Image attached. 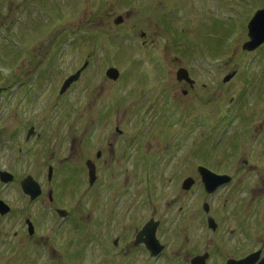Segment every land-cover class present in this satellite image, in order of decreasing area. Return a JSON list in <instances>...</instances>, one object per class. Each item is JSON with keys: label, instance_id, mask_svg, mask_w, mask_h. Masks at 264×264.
<instances>
[{"label": "rangeland", "instance_id": "1", "mask_svg": "<svg viewBox=\"0 0 264 264\" xmlns=\"http://www.w3.org/2000/svg\"><path fill=\"white\" fill-rule=\"evenodd\" d=\"M263 8L264 0H0V141L8 145L0 167H8L7 159L13 156L22 161L29 156L37 163L35 155H24L31 126L44 135L35 141L45 145L33 153L52 158L55 147V160L60 153L61 176L66 179L80 155L74 137L86 136L87 154L116 152L113 158L125 170L127 189L180 180L186 158L193 157L188 154L219 151L239 137L232 126L236 117L224 115V109L232 106L227 99L241 92L250 77L252 87L261 89L259 102L264 104V82H259L264 46L254 53L242 50L248 23ZM120 16L124 21L116 25ZM86 60L90 65L82 82L60 95L62 83ZM111 67L125 75L123 84L107 83ZM181 67L200 82V91L191 96L170 88L167 74ZM234 73L236 80L223 83L225 94L218 91L219 79ZM253 91L239 93L238 104H256ZM57 141H62L60 152ZM17 169L18 175L26 173ZM85 187L76 191L71 183H62L69 203L76 192L81 198ZM9 190L0 185L7 202L22 199ZM29 211L52 235L51 216L38 207ZM12 218L5 219L2 232L20 230ZM67 227L63 231L71 232ZM12 250L0 245V264H50L40 257L24 262L15 256L17 249ZM94 257L101 259L99 254Z\"/></svg>", "mask_w": 264, "mask_h": 264}, {"label": "flooded vegetation", "instance_id": "2", "mask_svg": "<svg viewBox=\"0 0 264 264\" xmlns=\"http://www.w3.org/2000/svg\"><path fill=\"white\" fill-rule=\"evenodd\" d=\"M123 75L107 83L121 85L127 80ZM167 75L170 88L177 93L181 91L184 97L200 91L199 80L191 74L192 81L178 80L177 73ZM229 75L218 81V91L222 90L223 94L226 90L223 83L235 77L234 74L226 82ZM259 82H264V76ZM252 84L250 77L239 93L246 88L254 89L256 104L250 107L238 104V93L227 99L232 106L224 109V115L236 117L232 126L239 137L219 151L188 154L193 157L186 158L185 176L167 185L136 189L139 185L135 184L127 189L122 178L125 170L113 158L116 152L99 150L94 155L87 154L85 141L89 137L86 136L74 137L80 142L77 147L80 155L71 164L72 176L66 179L61 176L60 153L55 160L56 148L53 147L52 158L35 154L34 148L41 150L45 146L40 147L35 141L42 134L35 130L32 136L27 135L24 144L29 151L24 155H35L37 163H32L29 156L25 161L13 156L7 159L9 168L0 167V185L22 198L14 200L15 204L9 203L0 191V200L8 207L6 213L7 207L0 209V245L17 249L15 256L24 262L28 259L35 262L40 257L47 258L50 264H62V261L68 264H264V104L259 102L261 89ZM216 118L218 121V113ZM117 132L122 135L119 128ZM32 139L36 145H28ZM56 143L60 152L62 141ZM5 151L8 152L7 142L0 141V155ZM0 160L4 161L2 155ZM88 166L96 169L92 183ZM22 168L26 173L18 175L15 170ZM102 171L106 173L101 191ZM3 172L12 177L8 184L1 181ZM79 176L80 182L75 180ZM26 180L31 183L35 180L40 185L41 194L35 200L23 190ZM63 182L71 183L76 191L86 186L82 197L78 198L76 192L69 203ZM62 192L66 199L63 204ZM32 207L51 216L48 223L54 224L53 237L44 232L37 216L30 213ZM9 216H13L20 228L12 234L2 232ZM66 226L72 231L64 232ZM97 254L100 260H95Z\"/></svg>", "mask_w": 264, "mask_h": 264}, {"label": "water", "instance_id": "3", "mask_svg": "<svg viewBox=\"0 0 264 264\" xmlns=\"http://www.w3.org/2000/svg\"><path fill=\"white\" fill-rule=\"evenodd\" d=\"M123 22L122 17H119L116 20V24L119 25ZM249 39L247 43L244 44L243 49L248 52L256 51L258 48H260L262 45H264V9L260 10L256 13L254 18L251 20L249 26ZM88 62L84 65V67L78 71L75 75L71 76L64 84L63 88L61 89V94H64L73 83L79 80L82 72L88 67ZM107 76L110 79L117 80L120 76V73L117 69L111 68L107 71ZM178 78L179 80H190L189 72L187 69H180L178 71ZM33 132L31 131L30 134ZM91 177L93 182V175H94V169H91ZM213 175V174H212ZM214 176V175H213ZM9 178L4 179V182H10V175L7 176ZM24 190L26 194H29L32 196V199H36L38 196H40V190L37 189V185L34 182L25 181L24 184ZM4 207H7L4 202L0 201V209ZM8 212V207L5 209L4 213Z\"/></svg>", "mask_w": 264, "mask_h": 264}]
</instances>
